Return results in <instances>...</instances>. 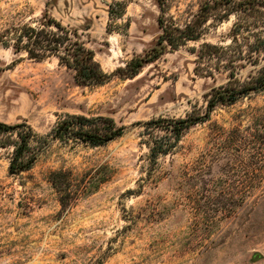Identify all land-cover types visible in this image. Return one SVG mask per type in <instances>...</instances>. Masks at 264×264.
Returning a JSON list of instances; mask_svg holds the SVG:
<instances>
[{"label": "rangeland", "instance_id": "1", "mask_svg": "<svg viewBox=\"0 0 264 264\" xmlns=\"http://www.w3.org/2000/svg\"><path fill=\"white\" fill-rule=\"evenodd\" d=\"M116 1L126 2L125 11L110 19ZM203 1L167 0L166 14L182 24ZM44 13L76 29L111 77L81 85L54 58L35 61L0 44V121L44 135L75 113L109 116L126 129L98 146L51 140L17 174L7 169L11 148H0V264H264V150L243 143L264 126V92L218 104L156 162L148 144L168 133L144 125L204 114L228 71L198 68L194 51L204 41L227 44L234 14L126 77L119 68L144 56L161 32L156 0H0V36L38 25ZM253 68L239 67L237 76ZM59 169L73 179L109 177L65 208L48 181ZM255 252L261 258L253 261Z\"/></svg>", "mask_w": 264, "mask_h": 264}, {"label": "trees", "instance_id": "2", "mask_svg": "<svg viewBox=\"0 0 264 264\" xmlns=\"http://www.w3.org/2000/svg\"><path fill=\"white\" fill-rule=\"evenodd\" d=\"M156 1L160 10L157 23L161 32L144 56H136L124 68H119L118 71L126 77L135 75L144 62L153 60L167 49L175 50L189 40H199L208 24L225 20L231 14H234L235 20L227 44L204 41L194 51L200 64L198 68L208 72L221 68L228 71L227 82L212 88L204 114L189 112L184 117H157L144 122L145 131L163 127L168 133L164 142L160 137L148 144L149 158L153 162L173 149L190 126L208 120L218 104H233L242 98L264 92V0H205L193 18L182 24L166 14L167 0ZM125 7V1L110 3L108 17L121 18ZM0 44L12 48L15 53H25L27 58L35 61L54 58L58 65L71 70L74 80L81 85L99 86L111 77V73L105 72L95 60L94 52L85 45L78 31L47 13L42 15L38 25L22 23L7 28L0 36ZM246 64L254 68L244 78L238 77L237 69ZM261 127L257 129L253 140L243 143H251L256 149L264 150V126ZM125 129V126L117 125L109 116L75 113L58 117L44 135L35 132L25 122L7 124L0 121V148H11L7 169L10 174H17L30 169L51 140L98 146L121 136ZM107 168L106 165L102 166V169ZM85 175L73 179L74 175L69 169L49 172L48 181L58 193L61 206L69 207L79 196L109 177L105 173L102 176L90 175V178H85Z\"/></svg>", "mask_w": 264, "mask_h": 264}, {"label": "water", "instance_id": "3", "mask_svg": "<svg viewBox=\"0 0 264 264\" xmlns=\"http://www.w3.org/2000/svg\"><path fill=\"white\" fill-rule=\"evenodd\" d=\"M259 258H261V254H260L259 252H255V253H253L252 256H251V259H252L253 261L258 260Z\"/></svg>", "mask_w": 264, "mask_h": 264}]
</instances>
